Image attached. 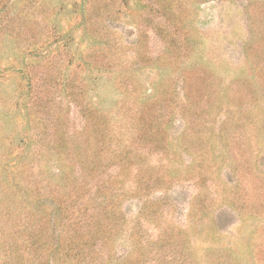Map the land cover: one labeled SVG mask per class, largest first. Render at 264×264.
<instances>
[{
    "label": "rangeland",
    "instance_id": "obj_1",
    "mask_svg": "<svg viewBox=\"0 0 264 264\" xmlns=\"http://www.w3.org/2000/svg\"><path fill=\"white\" fill-rule=\"evenodd\" d=\"M0 264H264V0H0Z\"/></svg>",
    "mask_w": 264,
    "mask_h": 264
}]
</instances>
